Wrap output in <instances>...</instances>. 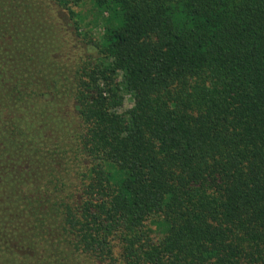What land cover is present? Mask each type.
<instances>
[{
	"label": "trees",
	"instance_id": "16d2710c",
	"mask_svg": "<svg viewBox=\"0 0 264 264\" xmlns=\"http://www.w3.org/2000/svg\"><path fill=\"white\" fill-rule=\"evenodd\" d=\"M0 264H264V0H0Z\"/></svg>",
	"mask_w": 264,
	"mask_h": 264
},
{
	"label": "rangeland",
	"instance_id": "374dc122",
	"mask_svg": "<svg viewBox=\"0 0 264 264\" xmlns=\"http://www.w3.org/2000/svg\"><path fill=\"white\" fill-rule=\"evenodd\" d=\"M143 103V95L140 92L128 91L125 92V100L123 109L131 108L135 105Z\"/></svg>",
	"mask_w": 264,
	"mask_h": 264
}]
</instances>
